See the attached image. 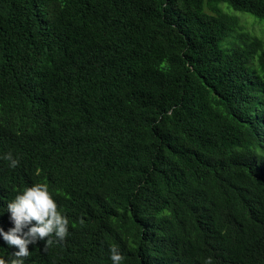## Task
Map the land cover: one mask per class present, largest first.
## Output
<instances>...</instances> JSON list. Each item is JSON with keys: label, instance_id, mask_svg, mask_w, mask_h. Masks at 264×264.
<instances>
[{"label": "trees", "instance_id": "1", "mask_svg": "<svg viewBox=\"0 0 264 264\" xmlns=\"http://www.w3.org/2000/svg\"><path fill=\"white\" fill-rule=\"evenodd\" d=\"M232 11L264 0H0V229L37 183L69 221L24 264H264V41Z\"/></svg>", "mask_w": 264, "mask_h": 264}, {"label": "clouds", "instance_id": "2", "mask_svg": "<svg viewBox=\"0 0 264 264\" xmlns=\"http://www.w3.org/2000/svg\"><path fill=\"white\" fill-rule=\"evenodd\" d=\"M0 158L8 161L9 168L15 169L19 165V160L13 158L11 152ZM7 212L14 227L6 233L0 229V236L9 247L18 251L12 252L7 260L0 258V264H24V258L30 254L29 245L45 241L44 248L47 249L54 243L64 241L68 235V218L58 211V205L46 184L37 183L24 189L7 204ZM79 224L83 226L84 220L80 219ZM109 251L112 264H122L124 257L119 247L111 245ZM205 264H211V259L206 260Z\"/></svg>", "mask_w": 264, "mask_h": 264}, {"label": "rangeland", "instance_id": "3", "mask_svg": "<svg viewBox=\"0 0 264 264\" xmlns=\"http://www.w3.org/2000/svg\"><path fill=\"white\" fill-rule=\"evenodd\" d=\"M233 12V11H232ZM242 20L245 31L254 37H258L264 41V21L260 22L257 18L240 12H233Z\"/></svg>", "mask_w": 264, "mask_h": 264}]
</instances>
